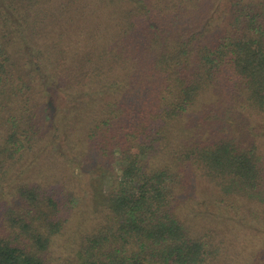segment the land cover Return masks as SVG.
Listing matches in <instances>:
<instances>
[{
  "label": "trees",
  "instance_id": "1",
  "mask_svg": "<svg viewBox=\"0 0 264 264\" xmlns=\"http://www.w3.org/2000/svg\"><path fill=\"white\" fill-rule=\"evenodd\" d=\"M244 227L264 0H0V264H250Z\"/></svg>",
  "mask_w": 264,
  "mask_h": 264
},
{
  "label": "rangeland",
  "instance_id": "2",
  "mask_svg": "<svg viewBox=\"0 0 264 264\" xmlns=\"http://www.w3.org/2000/svg\"><path fill=\"white\" fill-rule=\"evenodd\" d=\"M95 162H88L86 166H88L89 172H86L82 174L83 179L88 180V186L85 185V187L90 186L93 188V190H90L91 193H99L101 191V188L103 185H105L104 176L103 174L107 171L103 170L102 168H98V166H94ZM91 183V185H90ZM92 196V195H91ZM91 196H89L91 198ZM247 230V236L242 238L244 243H246L249 251V262L250 264H253V262H256L257 260L261 259V255L264 253V230L259 233L249 230L248 228L244 227ZM251 253V255H250ZM255 256V257H254ZM254 257V258H251Z\"/></svg>",
  "mask_w": 264,
  "mask_h": 264
}]
</instances>
